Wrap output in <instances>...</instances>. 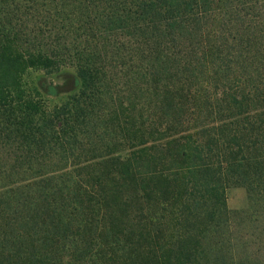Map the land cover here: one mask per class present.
<instances>
[{
	"label": "trees",
	"instance_id": "obj_1",
	"mask_svg": "<svg viewBox=\"0 0 264 264\" xmlns=\"http://www.w3.org/2000/svg\"><path fill=\"white\" fill-rule=\"evenodd\" d=\"M0 264H264V0H0Z\"/></svg>",
	"mask_w": 264,
	"mask_h": 264
},
{
	"label": "rangeland",
	"instance_id": "obj_2",
	"mask_svg": "<svg viewBox=\"0 0 264 264\" xmlns=\"http://www.w3.org/2000/svg\"><path fill=\"white\" fill-rule=\"evenodd\" d=\"M23 82L39 92L40 97L48 105H57L74 93L79 86V79L72 68H59L53 72L29 70L23 77ZM241 188H229L226 191V209L232 215H240V210L246 208V197Z\"/></svg>",
	"mask_w": 264,
	"mask_h": 264
}]
</instances>
